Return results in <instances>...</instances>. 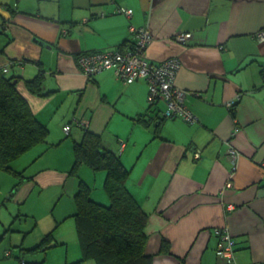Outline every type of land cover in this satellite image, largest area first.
<instances>
[{
	"label": "crops",
	"instance_id": "crops-1",
	"mask_svg": "<svg viewBox=\"0 0 264 264\" xmlns=\"http://www.w3.org/2000/svg\"><path fill=\"white\" fill-rule=\"evenodd\" d=\"M118 6L132 13L117 12ZM0 14L9 19L0 29V69L20 77L18 92L49 129L46 149L38 146L13 164L32 180L11 194L14 178L0 174V264L80 257L75 229L67 239L62 231L57 236L60 225L53 231L60 244L34 253L18 246L36 245L73 213V199L62 200L77 189L78 178L69 174L72 144L86 128L130 169L126 186L148 213L145 249L153 264H225L215 254L213 231L222 226L237 244L236 264H264V41L256 36L264 31V0H0ZM132 28L149 33L141 58L154 65L176 61L173 88L197 121L165 117V102L149 99L145 79L126 83L114 68L82 73L78 55L128 46ZM181 33L191 36L183 43ZM40 67L50 92L45 97L24 84ZM140 117L148 124L137 122ZM86 168L79 179L92 187L95 201L107 204L105 174ZM35 207L42 209L34 213ZM46 219L53 226L39 227ZM30 222L36 226L25 234ZM163 240L169 254L159 252Z\"/></svg>",
	"mask_w": 264,
	"mask_h": 264
},
{
	"label": "trees",
	"instance_id": "trees-1",
	"mask_svg": "<svg viewBox=\"0 0 264 264\" xmlns=\"http://www.w3.org/2000/svg\"><path fill=\"white\" fill-rule=\"evenodd\" d=\"M7 11L11 17L16 14L12 8H7ZM8 21V18L0 14L2 31ZM135 46L136 38L130 45L126 46L123 43L115 51H132ZM20 80V77L8 75L4 72V68L0 69V174L11 175L14 178L11 194H15L23 181L32 180V176L27 177L23 171L16 170L13 167L14 162L38 146L46 149L49 136L48 127L36 118L27 100L18 92L17 84ZM44 83L45 73L41 67L33 78L24 81L30 94L41 97L50 93L45 90ZM232 115H235L234 111ZM136 121L148 124V121L142 117ZM71 125L65 126L71 129ZM72 151L73 163L69 174L79 178L78 174L82 167H87L93 173L103 172L105 177L102 188L107 196L108 204L104 205L95 201L91 197L92 187L85 181L78 180L73 196L74 211L70 217H73L80 257L73 263L65 264H84L86 261L94 264H153V256L145 249L148 213L139 205L126 186L130 169L122 164L119 156L103 147L100 135L87 128L81 140L73 142ZM22 215L18 213L14 218L20 219ZM59 224L57 222L54 229L45 234L36 245L30 248L18 246L21 252L46 251L47 246L56 242L53 231ZM35 226L32 222L25 234H28ZM11 230L13 229L10 226L5 228L4 234ZM159 252L170 253V246L166 240L162 241ZM5 255L10 256V253ZM19 264H44V260L19 262Z\"/></svg>",
	"mask_w": 264,
	"mask_h": 264
},
{
	"label": "built area",
	"instance_id": "built-area-1",
	"mask_svg": "<svg viewBox=\"0 0 264 264\" xmlns=\"http://www.w3.org/2000/svg\"><path fill=\"white\" fill-rule=\"evenodd\" d=\"M117 12L131 13L130 9L119 8ZM136 38L135 48L138 51H143L149 41V35L143 33L142 29H133ZM259 41H264V31L258 33ZM191 35L189 33H181L177 39L180 42H185ZM136 49L128 51V54H123L120 51L104 53V58L101 53L82 54L78 58V63L82 73L91 76L96 72L112 67L118 77H121L124 82L132 83L137 79H145L149 87V99L155 101L163 99L167 108L164 112L167 117H181L187 123H194L197 117L184 104L182 93L174 89L172 78L176 70L177 63L174 59L169 58L164 62L154 65L141 58V53L138 52L135 56L132 55ZM107 62L110 64L108 65ZM6 70L7 68L4 67ZM172 115V116H170ZM65 131H69V126L64 127ZM230 235L228 232L222 233V239L217 243V254L225 259L227 263L235 261V254L230 246Z\"/></svg>",
	"mask_w": 264,
	"mask_h": 264
},
{
	"label": "bare ground",
	"instance_id": "bare-ground-1",
	"mask_svg": "<svg viewBox=\"0 0 264 264\" xmlns=\"http://www.w3.org/2000/svg\"><path fill=\"white\" fill-rule=\"evenodd\" d=\"M119 8H123V6H119L118 7V9ZM126 9V8H125ZM128 9H130V8H128ZM131 11H132V9H130ZM132 13V12H131ZM4 28H6V26H4ZM143 33H145V34H147V35H149V33L147 32V31H145V30H143ZM135 36V35H134ZM136 49V48H135ZM128 51L129 50H122V53L123 54H128ZM138 52H140L141 54H142V51H138L137 49H136V51H134L133 53H132V55L133 56H135ZM102 55H103V58H104V52L103 51H101L100 52ZM107 64L108 65H110L108 62H107ZM7 68V67H6ZM109 68H112V67H109ZM8 69V68H7ZM5 70L4 69V72H7L8 70ZM84 74V73H83ZM94 74H92L91 76H93ZM87 77H88V75H86ZM194 114V113H193ZM195 115V114H194ZM164 116H165V114H164ZM170 116H172V115H170ZM165 117H167V116H165ZM76 120V119H75ZM78 123H80L81 124V121L82 120H79V119H77L76 120ZM197 121V120H196ZM190 124H192V123H190ZM69 131H70V127H69ZM69 131H65L64 130V133L65 134H67V133H69ZM230 153L234 156V157H236L237 156V152H236V150L234 149V148H230ZM194 157H199V153H198V151H196V152H194ZM232 186V182H231V179H229L228 181H227V183L225 184V188H228V187H231ZM221 193H223V190L221 191ZM107 204H108V202H107ZM233 208V205H231V204H228L227 205V209L229 210V209H232ZM53 230V229H52ZM214 231V233H215V235H216V237H217V243H218V240L220 239H222V233L223 232H228L229 233V235H230V239H229V242H230V246L232 247V251L234 252V254L236 253V247H237V244H236V242H235V240H234V237H233V235L231 234V232L229 231V229L227 228V227H225V226H222V227H220V228H217V229H215V230H213ZM57 244H60L59 242H57ZM47 248V247H46ZM8 253H10L9 251H7L5 254H8ZM215 254L218 256V257H220L224 262H225V264H236L235 263V261H233L232 263H227L226 261H225V259L223 258V257H221V256H219L218 254H217V245H216V248H215ZM19 262H21V258H19ZM74 261H71V262H69V263H73ZM84 264H85V262H84Z\"/></svg>",
	"mask_w": 264,
	"mask_h": 264
},
{
	"label": "rangeland",
	"instance_id": "rangeland-1",
	"mask_svg": "<svg viewBox=\"0 0 264 264\" xmlns=\"http://www.w3.org/2000/svg\"><path fill=\"white\" fill-rule=\"evenodd\" d=\"M262 31V30H261ZM261 31H258L257 33H256V36H257V38H260L259 37V32H261ZM190 35H191V33H189ZM172 80H173V82L172 83H174V76H173V78H172ZM158 99H160V98H158ZM87 169V168H86ZM79 175V177H80V174H78ZM6 177H9V176H6ZM74 177V176H73ZM78 178V177H77ZM78 180H79V178H78ZM67 189V193H68V187L66 188ZM61 192V190H59V193ZM74 194H75V192H74ZM73 193H69V194H64L65 196H64V198H63V200H62V202L64 201L65 203H67V201H69V198H71V199H73V195H74ZM59 198V196L57 197V199ZM68 198V199H67ZM30 199H32V198H30ZM70 199V200H71ZM61 202V203H62ZM60 203V204H61ZM29 203H25L24 204V206H23V208L24 209H27V208H31L32 206H30V205H28ZM102 204H104V203H102ZM52 205H53V203L50 205V207H49V210H52ZM104 205H107V204H104ZM42 209V208H41ZM41 209H38V207H35L32 211L35 213L36 211H39V210H41ZM28 210V209H27ZM48 210V211H49ZM29 211V210H28ZM45 221L46 222H49L50 221V223L52 224L51 226H53V221L52 220H49V219H46V220H39V227H40V225H42V224H44L45 223ZM60 225V227L57 229L58 231H57V236H58V233H59V231L61 232H63L65 235L64 236H66L67 237V239L68 238H70L71 236L73 237V233H74V222H73V217H68L67 216V218L66 219H64V221H63V223H60L59 224ZM38 227V228H39ZM75 237V236H74ZM69 244H70V247L73 245V244H75L74 243V240L72 239V240H69Z\"/></svg>",
	"mask_w": 264,
	"mask_h": 264
},
{
	"label": "water",
	"instance_id": "water-1",
	"mask_svg": "<svg viewBox=\"0 0 264 264\" xmlns=\"http://www.w3.org/2000/svg\"><path fill=\"white\" fill-rule=\"evenodd\" d=\"M41 44H44L43 42H40Z\"/></svg>",
	"mask_w": 264,
	"mask_h": 264
}]
</instances>
